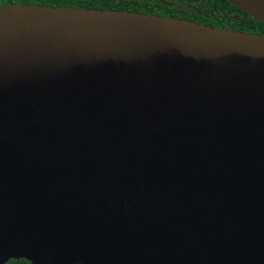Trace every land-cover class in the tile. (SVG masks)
Instances as JSON below:
<instances>
[{"label": "water", "instance_id": "obj_1", "mask_svg": "<svg viewBox=\"0 0 264 264\" xmlns=\"http://www.w3.org/2000/svg\"><path fill=\"white\" fill-rule=\"evenodd\" d=\"M264 23V0H228ZM264 264V35L0 5V264Z\"/></svg>", "mask_w": 264, "mask_h": 264}, {"label": "trees", "instance_id": "obj_2", "mask_svg": "<svg viewBox=\"0 0 264 264\" xmlns=\"http://www.w3.org/2000/svg\"><path fill=\"white\" fill-rule=\"evenodd\" d=\"M7 4L133 11L264 35L262 21L228 0H0V5ZM5 264H29V260L15 258Z\"/></svg>", "mask_w": 264, "mask_h": 264}]
</instances>
